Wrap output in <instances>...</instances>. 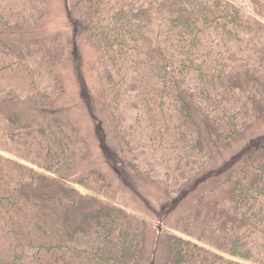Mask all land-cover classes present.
<instances>
[{"label":"trees","instance_id":"obj_1","mask_svg":"<svg viewBox=\"0 0 264 264\" xmlns=\"http://www.w3.org/2000/svg\"><path fill=\"white\" fill-rule=\"evenodd\" d=\"M75 5L79 31L66 28L71 47L81 42L76 87L92 130L64 104L61 69H48L62 32L43 42L45 51L52 38L43 75L19 60L0 65V264H142L154 233L145 219L99 198L114 189L146 207L150 189L168 200L161 208L189 200L176 227L188 238L160 230L155 264H264V140L249 136L260 102L238 78L264 80L248 71L264 59L257 50L264 24L232 0ZM5 12L0 55L11 46L19 56L41 54L26 38L45 11L25 25ZM90 73L95 95L84 80ZM45 76L50 89L38 83ZM20 77L18 97L10 85ZM236 144L238 154L225 157Z\"/></svg>","mask_w":264,"mask_h":264},{"label":"rangeland","instance_id":"obj_2","mask_svg":"<svg viewBox=\"0 0 264 264\" xmlns=\"http://www.w3.org/2000/svg\"><path fill=\"white\" fill-rule=\"evenodd\" d=\"M10 1L11 0H0V10L5 9L6 12L4 13V15L6 17L11 16L12 19L19 20L22 25H25L28 22H32L29 21L30 17L32 16V14L35 16L38 12H40V9H43L45 11L44 16L38 22L39 24L32 27L34 28V31H36V34L26 38V41L30 39V41L27 42V46H31L34 49H38V50L41 49L42 53L35 55L38 56L37 57L38 60L36 58H33L35 56H31V57L19 56L13 52L14 47L11 46L6 56L0 55V65L9 62L11 60H19L23 62V64L25 65L27 64H30L31 66L33 65L35 70H37L39 74L43 75V72L40 70L39 65L42 67V70L46 71L45 68H47V60L44 54H48L49 52L52 51V45H51L52 38L48 40L47 48L45 51H44L45 47L43 46V42L47 41L46 37L51 33H55L57 31L62 32L64 34L63 44L61 43L62 46L58 51H56L58 55L50 58L48 62V69L49 70L61 69L60 71L62 72L63 81H66V83H68L69 86L68 89L69 94L65 96L64 104L66 106H71L72 109L75 108L79 109L80 110L79 120H81L85 128L92 130L93 121L89 118L87 114V110L79 106L80 105V98L78 96L79 87H76L77 79L80 80V77L82 76L81 67H80L81 51L79 49V45L81 42L79 43L78 39L75 38L74 45L73 47H71V41L68 40L70 37V33L68 32L70 31L67 28H72L73 30H75V33L79 31V27H78L79 25L76 22V19L79 18V14L75 5L77 3V0H17L15 6L5 7V5ZM232 1L237 3L243 10L253 14L261 23L264 24V15H263L264 0H232ZM20 4L21 5L25 4L26 6V11H25L26 15H24L22 18H20L22 15L18 14V8ZM9 23L13 24V20L9 21ZM13 37L14 36H12V40H14ZM14 42L15 41H13V43ZM22 43L24 44L25 40H23ZM258 46L259 47L257 50L259 51V53H264V43L259 42ZM22 50L24 51L25 49ZM71 52L74 53L75 56L77 55L76 59L72 57L73 54ZM86 52L87 51H85V54ZM252 64L254 65L251 66L248 71L252 72L253 70L254 72L258 73L259 76L264 77V59H262L261 57L260 62L258 64L257 63H252ZM29 73L31 75V71ZM245 73L246 72H244V74ZM237 74L239 73L237 72ZM93 78H94V74L90 73V78L86 76L84 80L87 88L89 89V92L95 95L96 91L94 90L92 85V81L94 80ZM238 78L242 83L241 88L245 90L246 95L247 96L251 95L260 102L259 105L260 115L257 116L255 122H253L252 127L250 128L251 131L249 136L251 137L256 136L257 138L260 137L259 140H264V98H262L261 95H259L258 93L264 90V80L263 78L257 79L256 85L254 86L253 81L251 80L250 76L247 73L246 76H243V73L239 74ZM17 79H18L17 85H10V87L12 88L16 87L15 88L16 95L18 97H21L20 95L22 94V89L19 88V85L20 86L24 85L25 80L22 79L21 77ZM38 83H44L45 85H47V88L49 89L50 87L53 86L51 81L46 76L44 81L42 80V78H40L38 80ZM58 104L59 107L61 104L64 105L63 103H61V101H59ZM97 114L100 116V112H97ZM98 122L103 125V121L98 120ZM237 147L238 144L232 145L230 147L231 149L226 151L227 156L225 155L223 156L228 157L229 154L230 155L238 154L239 150L233 152V150H235ZM101 153L102 151L98 149L97 154L101 155ZM223 156H220V159H222ZM102 162L104 163V165H106L105 161L102 160ZM104 171L105 169L103 170V172ZM118 181L119 180H117L116 178L111 177L110 180L111 186L115 184H119ZM216 181L219 182L218 179H216ZM151 185L153 186L152 189L154 190H156L160 186L158 181L152 182V180H150V184L148 186ZM75 186L80 191L86 192V189L84 187L77 184H75ZM158 191L159 190H156L157 192L156 194L151 189L149 191L145 190L146 195L143 197L144 198L143 200L146 203V205H148V207H146L145 205H141L142 203H140L137 200H131L129 196L124 197L122 192L120 193L116 192L115 189L113 190L112 193L113 197L104 198L103 194L98 195L100 199L105 200L104 202L113 203L119 206H124V208H126L127 210L133 212L137 216L148 221L150 228L155 234V237L154 234L150 236L147 249H145L144 252L145 259L142 261V264H155L156 263L155 258L158 260L157 257L161 255L162 249H161V245L159 244V238L161 237L159 235L160 230H169L170 232L188 238V236H185L180 231H177V228L180 229L181 227L180 219L179 218L177 219V217H181L183 214H186V212L188 211L187 203L189 202V200L182 201L181 203V206H183L182 208L179 206H176L174 208L169 207L168 209L161 208L160 204L162 203L164 204L168 200L165 201L161 196H159L160 193ZM82 214H79L77 218L80 219Z\"/></svg>","mask_w":264,"mask_h":264}]
</instances>
